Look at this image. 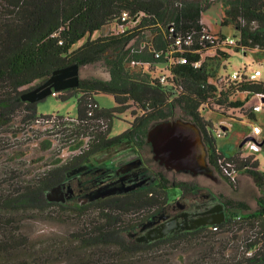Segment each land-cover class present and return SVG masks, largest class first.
<instances>
[{
  "label": "trees",
  "instance_id": "obj_1",
  "mask_svg": "<svg viewBox=\"0 0 264 264\" xmlns=\"http://www.w3.org/2000/svg\"><path fill=\"white\" fill-rule=\"evenodd\" d=\"M216 1H221L224 8L222 25H232L239 33L234 45H219L228 36L213 34L204 24L203 15L211 11ZM124 13L128 14L127 21L122 20ZM135 19L134 28L124 33L114 31ZM190 34L194 38L192 52L185 51L190 63L173 64L169 68L170 84H161L160 77L165 74L168 53L176 37ZM204 34L220 37V41H201ZM145 41L153 42V50L139 51ZM227 48L244 53L258 49L264 53V0H0V130L12 126L16 118L30 126L40 118L64 116L40 115L39 102L22 99L24 93L46 82L55 71L103 61L110 75L107 80H82L77 88L57 92V98L63 92L65 97L80 95L77 117L80 123L61 126L80 141L88 134L92 142L86 150L66 164L57 160L56 166L38 179H28L14 170L0 176V264H120L119 261L168 240L198 241L197 246L203 248L217 241L218 235L229 234L228 240H218L224 245L238 240L242 232L249 235L244 237L240 256L233 258L234 264H264V172L259 169L256 156L246 155L241 146L231 156L222 152L212 123L202 114L206 109L216 112L210 104L235 109L254 96L264 95V81H250L246 76L228 81V74L220 83V68L228 70L231 57ZM208 50H214V56L206 58L200 68H194L193 64ZM155 52H160V56L155 57ZM101 94L113 96L117 106L102 108L96 101V95ZM240 94L246 95L245 100H236ZM177 109L182 120L199 128L208 152L207 162L216 172L231 184L237 183L239 173L254 180L262 191L256 211L242 214L240 220L234 219L240 214L231 215L219 224L222 232L201 227L156 242L132 243L129 233L134 223L125 222L123 216L159 208L168 199L167 183L161 189L152 188L146 195L111 197L80 206L49 199L53 190L65 182L69 171L126 139L145 144L150 129L161 122L173 121ZM90 110L92 116L88 114ZM128 110L134 116L130 128L120 136H111L114 118ZM92 126L96 130L90 131ZM82 143L74 142L73 149L83 146ZM42 145L48 150L52 142L45 140ZM233 174L237 175L235 180ZM232 203L231 200L233 206ZM237 203L239 206L233 207L248 210L243 202ZM53 206L79 213L93 207L100 217L64 241L54 239L47 244L35 240L27 223L39 222ZM111 248H116L115 254L108 253ZM251 250L254 255L247 256Z\"/></svg>",
  "mask_w": 264,
  "mask_h": 264
},
{
  "label": "rangeland",
  "instance_id": "obj_2",
  "mask_svg": "<svg viewBox=\"0 0 264 264\" xmlns=\"http://www.w3.org/2000/svg\"><path fill=\"white\" fill-rule=\"evenodd\" d=\"M224 8L221 1H216L211 9L203 15V21L206 28L213 34L225 35L231 38L239 37V33L232 25L223 26L222 18ZM98 34L95 35L97 37ZM87 38L80 41L75 48L80 47ZM231 57L225 64L228 70L220 68L221 77L220 83L224 76H227L233 71H242L246 73L260 70L262 75L259 77L260 81H264V53H259L258 49L244 51H236L235 49H228ZM213 53V52H211ZM211 57L209 53L204 54L203 58ZM80 81L91 78H98L107 80L110 75L107 67L103 61L95 64L84 65L80 67ZM67 96L65 92L60 97L53 95L47 96L44 100L38 103V113L40 115H68L71 117H78L80 99L79 94H72ZM238 97V98H237ZM236 100H245L246 95H238ZM234 98V99H235ZM97 103L104 109H114L117 103L113 96L101 94L96 95ZM261 100L258 96H254L243 107L229 108L227 106H220L217 104H210L216 112L202 111L203 116L213 125V130L223 123L230 126L228 135L218 136L216 140L219 149L226 155L231 156L238 152L241 140L244 135L253 133L254 126H259L262 129V134L256 136V139L261 143L264 142V109L255 112L254 106L260 104ZM219 113H218V112ZM182 114L180 109L176 110L174 120L181 119ZM21 118H16L12 126L0 130V176L6 171L14 170L17 174L26 175L27 178H39L41 174L56 166L55 163L59 160V164L68 163L74 156L81 151L87 149V146L92 142V138L85 137L82 141L77 136L71 137L70 132L61 126V123L50 120L35 122L32 125H25L20 123ZM46 119V118H45ZM134 120L132 110L123 113H118L113 120L111 136H120L124 134L131 126ZM182 120V119H181ZM97 125L96 123H94ZM74 127V126H73ZM96 127L92 126L89 130H94ZM96 130V129H95ZM89 133V131H88ZM80 138V137H79ZM75 139V141H73ZM50 140L52 142L51 148L45 150L42 142ZM74 142H83V146L73 149ZM5 147V148H4ZM146 155H149L150 163H154V152L151 144L146 146ZM3 148V149H2ZM5 149V150H4ZM246 155H255L259 161V169L264 172V146L259 152H245ZM160 165V164H159ZM163 166V167H162ZM159 168L168 178V183L172 185V181L178 183H188L191 185H199L202 188H210L217 194L224 195L227 199L232 200L233 206H239L237 202H243L248 206V210H241L237 207H231L229 213L232 215L253 213L259 206L257 203L258 197L261 196L262 191L255 184L254 180L246 173H239L237 183L231 184L224 179L222 174L216 172L210 165V169L214 171L213 176H197L187 171H176L168 169L161 164ZM222 175V176H221ZM170 199L179 195L177 188L169 189ZM141 215V212H134L123 216L125 222H134ZM100 217L99 211L96 208L90 207L84 213L63 210L59 206H53L48 213L42 216L39 222L27 223L31 226V234L33 238L40 242L52 243L56 240H66L70 234L82 230L84 227ZM234 226H232L233 228ZM222 232V231H221ZM220 232V233H221ZM231 233V232H230ZM232 234V233H231ZM243 234V235H242ZM229 234L216 236L217 241L207 243L206 247L197 246L198 241L192 243L183 241L168 240L162 244L154 245L146 250L140 251L136 255L125 258L119 261L120 264H234L233 258L240 256L244 237L249 235L248 232L239 234V239L227 241L224 245L218 240L225 238L229 239ZM223 239V240H225ZM205 240H210L209 238ZM134 243V241H132ZM108 249V253L115 254L116 248ZM213 253V254H210ZM212 256L210 258L209 256ZM231 262V263H230ZM69 263V262H68ZM66 264V263H62Z\"/></svg>",
  "mask_w": 264,
  "mask_h": 264
},
{
  "label": "flooded vegetation",
  "instance_id": "obj_3",
  "mask_svg": "<svg viewBox=\"0 0 264 264\" xmlns=\"http://www.w3.org/2000/svg\"><path fill=\"white\" fill-rule=\"evenodd\" d=\"M145 144L130 143L128 139L115 143L103 150L99 155L86 160L80 168L69 171L63 184L55 188L54 198H65V204L80 206L93 204L107 198H127L137 194H149L152 188H160L165 183L170 188H177L179 195L170 199L153 211H145L134 222L129 237L134 243H151L167 239L186 232H192L195 227L206 219L215 220L219 216L210 217L214 211H223L225 219L231 218L229 209L233 207L230 199L222 194L213 192L210 188L199 185L172 181L168 182L166 175L155 165L161 167L159 161L146 155ZM147 152V151H146ZM160 164V165H159ZM163 167V166H162ZM206 176V175H194ZM107 185H113L119 194L108 196L104 199L86 202V195ZM152 196V194L150 195ZM167 225H174L168 236L151 240L152 236H159V231ZM211 225L204 226L210 227Z\"/></svg>",
  "mask_w": 264,
  "mask_h": 264
},
{
  "label": "water",
  "instance_id": "obj_4",
  "mask_svg": "<svg viewBox=\"0 0 264 264\" xmlns=\"http://www.w3.org/2000/svg\"><path fill=\"white\" fill-rule=\"evenodd\" d=\"M80 67L78 64L60 69L54 72L53 76L35 89L22 95V99L27 102H40L53 91H64L77 88L80 85ZM250 138L244 140L242 147ZM148 142L151 144L155 159L168 169L176 171H187L194 175L213 176L214 171L210 169L207 162V149L199 128L181 119L165 121L154 125L148 133ZM56 190H53L55 193ZM122 191L116 190L113 185L100 187L88 195L86 202L104 199L108 196L119 194ZM51 201L66 202L65 198H54L49 195ZM219 216L215 220L206 219L199 223L195 229L208 225L222 224L225 222L223 211H214L210 217ZM174 225H165L159 231V236L150 237L151 240L164 238L174 229Z\"/></svg>",
  "mask_w": 264,
  "mask_h": 264
},
{
  "label": "built area",
  "instance_id": "obj_5",
  "mask_svg": "<svg viewBox=\"0 0 264 264\" xmlns=\"http://www.w3.org/2000/svg\"><path fill=\"white\" fill-rule=\"evenodd\" d=\"M123 21H127L128 20V14L127 13H124L123 14V18H122ZM137 24V19H135L134 21H130L128 22V24L126 25H122L120 26L118 29H115L114 31H116L117 33H124L125 31H127V29H132L134 28V26ZM174 29L171 28V31H173ZM209 40V41H220V37H217V36H210V35H207V34H204L202 35L201 37V41L202 40ZM236 42V39L235 38H231V37H226L224 40H222V43H220L219 45L222 44V46L226 47L227 45H234ZM194 44V38H193V35L190 34V35H185V36H179V37H176L175 39V42H174V46L172 48V50L169 51L168 55H169V64L167 66H165V74H162L161 77H160V83L161 84H164V85H169V81H168V78H170V76L168 75H171V72L169 70V68L173 65V64H188L190 63V59L187 55H185V51H191L192 52V49L191 47L193 46ZM152 49L153 50V42L151 41H148V42H143L141 44V47L139 49V51H144L145 49ZM213 52V53H211ZM215 51L214 50H208L206 51L204 54H207L209 53L210 56H214V53ZM160 52H155V57H159L160 56ZM202 54V56L204 55ZM176 56V57H175ZM204 58L202 57V59L199 61V62H196L193 64L194 68H200L202 63L204 62ZM133 65H136V64H139L140 63H136V62H133L132 63ZM262 75V72L260 70H256L255 72H250V73H246V72H242V71H233L230 73L229 77L227 78L228 81H239L241 79H243V77L246 76V78L250 81H255V80H259V77ZM52 95L53 96H57L58 93L57 91H53L52 92ZM258 97L260 98L261 102L260 104L254 106V111L255 112H258V111H261L262 109H264V95H258ZM94 107H97L99 108L98 104H95ZM90 116L93 115V110H90L89 113H88ZM46 120L49 121L52 120L53 122L56 121L58 123H66L67 125H75V124H78L80 123V121L78 120L77 117H71V116H68V115H64L62 116V118H59L57 116H53L51 118H40L37 122H40L42 120ZM230 129V126L226 125V124H219V126H217V128H215L213 130V133L218 135V136H226L228 134V131ZM262 134V129L261 127L259 126H254L253 128V133H250L248 135H246L244 137V140H246L247 138H250L242 147V151L245 153V152H259L262 150V147L264 146V142H260L256 139V136H259ZM243 140V141H244ZM242 141V142H243ZM230 166V165H229ZM236 176L235 174L232 175V179L235 180L236 179ZM234 219H237V220H240L241 219V215H237V216H234ZM210 229L214 232H219L221 231V227L219 226V224H216V225H212L210 226ZM254 255V251L251 250V251H248L247 252V256H253Z\"/></svg>",
  "mask_w": 264,
  "mask_h": 264
},
{
  "label": "crops",
  "instance_id": "obj_6",
  "mask_svg": "<svg viewBox=\"0 0 264 264\" xmlns=\"http://www.w3.org/2000/svg\"><path fill=\"white\" fill-rule=\"evenodd\" d=\"M241 215V214H240Z\"/></svg>",
  "mask_w": 264,
  "mask_h": 264
}]
</instances>
